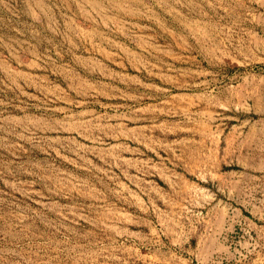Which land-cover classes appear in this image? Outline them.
I'll return each mask as SVG.
<instances>
[{"label": "rangeland", "instance_id": "rangeland-1", "mask_svg": "<svg viewBox=\"0 0 264 264\" xmlns=\"http://www.w3.org/2000/svg\"><path fill=\"white\" fill-rule=\"evenodd\" d=\"M0 264H264V0H0Z\"/></svg>", "mask_w": 264, "mask_h": 264}, {"label": "bare ground", "instance_id": "bare-ground-1", "mask_svg": "<svg viewBox=\"0 0 264 264\" xmlns=\"http://www.w3.org/2000/svg\"><path fill=\"white\" fill-rule=\"evenodd\" d=\"M85 121H82V123L84 124Z\"/></svg>", "mask_w": 264, "mask_h": 264}]
</instances>
